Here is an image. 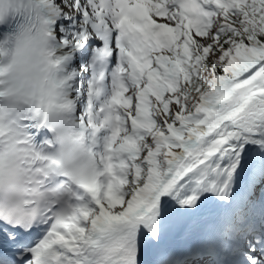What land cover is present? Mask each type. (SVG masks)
Segmentation results:
<instances>
[{"label":"snow or ice","instance_id":"1","mask_svg":"<svg viewBox=\"0 0 264 264\" xmlns=\"http://www.w3.org/2000/svg\"><path fill=\"white\" fill-rule=\"evenodd\" d=\"M0 264H264V0H0Z\"/></svg>","mask_w":264,"mask_h":264}]
</instances>
